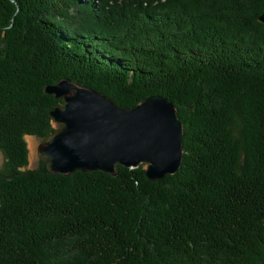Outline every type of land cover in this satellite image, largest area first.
<instances>
[{
  "label": "trees",
  "instance_id": "16d2710c",
  "mask_svg": "<svg viewBox=\"0 0 264 264\" xmlns=\"http://www.w3.org/2000/svg\"><path fill=\"white\" fill-rule=\"evenodd\" d=\"M264 0H0V264H264ZM68 77L184 124L180 168L55 173L26 135Z\"/></svg>",
  "mask_w": 264,
  "mask_h": 264
},
{
  "label": "water",
  "instance_id": "95a60500",
  "mask_svg": "<svg viewBox=\"0 0 264 264\" xmlns=\"http://www.w3.org/2000/svg\"><path fill=\"white\" fill-rule=\"evenodd\" d=\"M259 19L264 22V10ZM45 90L62 98L50 110L60 125L38 145V156L50 171L116 173L118 164L138 167L144 163L147 177L160 179L180 168L184 124L166 95L152 94L125 107L68 77L48 83Z\"/></svg>",
  "mask_w": 264,
  "mask_h": 264
},
{
  "label": "rangeland",
  "instance_id": "374dc122",
  "mask_svg": "<svg viewBox=\"0 0 264 264\" xmlns=\"http://www.w3.org/2000/svg\"><path fill=\"white\" fill-rule=\"evenodd\" d=\"M26 140L28 143L29 154H30L29 165L31 167H35V166L39 165V163H40V158L38 156V145L42 142L43 139H41L37 135L28 134V135H26ZM4 161H5V156L0 149V168L3 167ZM55 173H57V172H55Z\"/></svg>",
  "mask_w": 264,
  "mask_h": 264
}]
</instances>
